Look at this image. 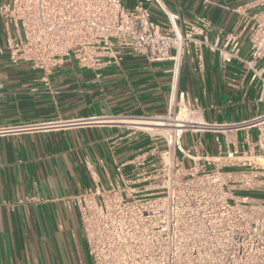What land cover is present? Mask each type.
<instances>
[{
	"label": "built area",
	"instance_id": "1",
	"mask_svg": "<svg viewBox=\"0 0 264 264\" xmlns=\"http://www.w3.org/2000/svg\"><path fill=\"white\" fill-rule=\"evenodd\" d=\"M160 6L165 29L142 3L126 8L122 0H5L0 3L5 37L0 55L45 72L66 62L98 72L118 63L122 52L171 63L165 113L57 124L117 126L131 132L125 137L146 140L130 159L115 165L106 185L84 160L93 186L68 202L79 211L92 264H264V195H250L264 192V113L239 123L205 122L197 103L178 91L183 64L202 73L209 52L222 65L243 64L250 81L260 85L256 106L264 105V0H241L233 9L239 29L227 33L214 31L203 16L188 21L181 11ZM245 40L248 51L241 56ZM53 126L4 125L0 136ZM187 133L198 135L188 148L183 145ZM206 133L230 134L226 148L199 153V138Z\"/></svg>",
	"mask_w": 264,
	"mask_h": 264
},
{
	"label": "crops",
	"instance_id": "2",
	"mask_svg": "<svg viewBox=\"0 0 264 264\" xmlns=\"http://www.w3.org/2000/svg\"><path fill=\"white\" fill-rule=\"evenodd\" d=\"M139 3L149 8L152 21L161 29L168 22L160 4L168 11H181L188 21L203 16L214 31L233 32L240 26V17L233 9L241 0H122L126 8ZM4 43L0 19V47ZM247 51L245 40L241 56ZM170 66L168 61L155 63L144 55L122 52L118 63L106 64L98 72L74 62L45 72L25 63L11 64L6 55H0V126L55 125L0 136V264H92L79 211L68 202L71 196L93 186L84 160L106 185L115 165L130 159L146 140L125 137L131 132L117 126L57 124L103 115L165 113ZM259 90V83L250 81L243 64L234 61L222 65L209 52L204 53L202 73L185 62L178 81V91L185 94L186 101H195L202 119L216 124L239 123L263 114V104H255ZM207 134L213 136L211 149L203 144ZM188 135L198 138L184 134L186 148L197 140L190 144ZM228 136L203 134L198 152L216 154L226 148ZM234 136L241 140V133ZM25 198L37 200L18 203Z\"/></svg>",
	"mask_w": 264,
	"mask_h": 264
},
{
	"label": "rangeland",
	"instance_id": "3",
	"mask_svg": "<svg viewBox=\"0 0 264 264\" xmlns=\"http://www.w3.org/2000/svg\"><path fill=\"white\" fill-rule=\"evenodd\" d=\"M264 108V105H261V108ZM262 108V112L264 111ZM251 133L253 134L254 131L252 130ZM240 138V137H239ZM195 139H197V136H190L188 135V142L191 144L192 141H194ZM241 139V138H240ZM203 144L205 145V147L207 149H211L213 148V136L211 134H207L204 136L203 138ZM251 196L253 197H262L264 195V192L263 191H258V192H254V193H250Z\"/></svg>",
	"mask_w": 264,
	"mask_h": 264
}]
</instances>
